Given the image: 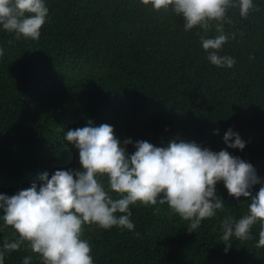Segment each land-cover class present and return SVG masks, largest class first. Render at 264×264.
Segmentation results:
<instances>
[{"label":"trees","instance_id":"obj_1","mask_svg":"<svg viewBox=\"0 0 264 264\" xmlns=\"http://www.w3.org/2000/svg\"><path fill=\"white\" fill-rule=\"evenodd\" d=\"M44 3L49 11L39 40L16 39L0 26V194L15 195L44 172L50 178L56 170L80 171L79 152L64 135L89 121L112 125L122 145L130 139L129 155L142 140L226 149L252 164L264 184V0H253L259 10L247 19L238 7L226 14L232 24L225 32L236 36L219 55L235 59L232 68L207 59L201 29L185 31L182 17L140 0ZM216 35L213 30L207 38ZM229 128L245 142L243 150L226 148ZM100 179L107 189V178ZM260 187L253 186V196ZM215 191L223 210L193 233L189 221L159 202L130 205L133 231L85 225L82 239L93 264H264L259 222L251 239H221L224 217L239 220L250 199L230 197L223 182ZM2 215L0 248L5 236L18 238ZM27 256L30 264H42L27 243L6 254L3 264H23Z\"/></svg>","mask_w":264,"mask_h":264},{"label":"clouds","instance_id":"obj_2","mask_svg":"<svg viewBox=\"0 0 264 264\" xmlns=\"http://www.w3.org/2000/svg\"><path fill=\"white\" fill-rule=\"evenodd\" d=\"M156 12L171 11L184 20V30L199 28L207 59L217 67L232 68L236 61L219 55L224 44L235 39L226 33L230 8H239L241 18L259 9L253 0H140ZM48 8L44 0H0V26L16 39L37 41L45 24ZM214 38H207L210 31ZM243 35V33H241ZM12 41H9L11 44ZM0 49V57L3 56ZM252 59V57H249ZM218 133V129L214 134ZM64 139L79 152L80 171L56 170L51 177L44 172L38 182L15 195L0 194L3 223L18 234L5 236L0 248V264L6 254L27 243L38 254L42 264H93L91 247L82 239L85 225L101 229L113 227L133 231L130 205H161L168 207L184 221L188 233L195 232L201 221L214 217L224 205L216 196V185L223 182L230 197L250 199L248 212L239 220L227 215L221 222L222 241L235 237L251 239L252 227L259 222L261 230L257 247H264V184L252 164L233 156L226 149L213 152L195 142L171 140L157 147L146 140L137 141L129 155L130 139H117L109 124L93 126L89 121L82 128L69 129ZM226 148L243 150L245 142L229 128L223 137ZM102 177L107 178V189ZM39 183V187H38ZM261 184L253 196V186ZM3 231V228H0ZM139 236V233H136ZM225 245L227 252L230 246ZM27 256L23 264H30Z\"/></svg>","mask_w":264,"mask_h":264}]
</instances>
